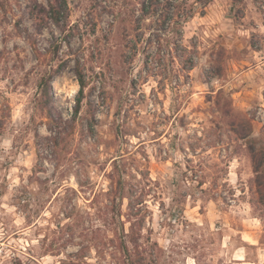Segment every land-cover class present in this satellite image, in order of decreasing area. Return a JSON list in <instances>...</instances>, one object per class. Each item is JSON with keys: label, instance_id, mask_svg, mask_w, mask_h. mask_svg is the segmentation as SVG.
Wrapping results in <instances>:
<instances>
[{"label": "rangeland", "instance_id": "1", "mask_svg": "<svg viewBox=\"0 0 264 264\" xmlns=\"http://www.w3.org/2000/svg\"><path fill=\"white\" fill-rule=\"evenodd\" d=\"M57 1L58 23L53 0H0V264H264L252 160L214 104L264 145V0Z\"/></svg>", "mask_w": 264, "mask_h": 264}, {"label": "trees", "instance_id": "2", "mask_svg": "<svg viewBox=\"0 0 264 264\" xmlns=\"http://www.w3.org/2000/svg\"><path fill=\"white\" fill-rule=\"evenodd\" d=\"M50 0H48L49 2ZM55 3L52 5V13L55 22L58 21V15L61 11L62 4L65 6V1H62L61 3L58 4L57 0H53ZM137 3L139 4L138 10L141 13V16L144 19H147L151 16L152 10H155L157 8L156 5H158L159 0H136ZM166 2L173 1V0H165ZM191 14L187 15L188 18L190 17ZM172 29H168V33L173 32ZM182 38V37H181ZM180 38V40H181ZM176 46V45H175ZM250 46L254 50H258L259 47L255 45V41L252 35V38L250 39ZM40 55V54H39ZM174 60L175 58L178 60V63H182V59L179 55H176L173 57ZM186 67H181L183 71H189L191 68H193L194 63L192 59L187 61ZM144 65L147 66V60L144 61ZM45 71V74L42 75L39 81V88L41 89L42 94L46 98V100L49 99L50 91H51V86H50V81L52 80V77L58 73V70L54 71ZM216 74L217 77H219L218 73L213 72ZM75 74L77 77V81L79 84V89L78 92L76 93L75 97V106H74V115H77L80 111L82 100L84 98V89L86 87V82L83 77V74L79 67L75 68ZM210 71H206V76H211L209 75ZM180 75L178 71L174 69H170L164 74H162L161 78L171 79V78H178ZM209 78V77H208ZM163 80V79H162ZM160 83V81L158 82ZM161 84H163V81H161ZM164 87V85H163ZM216 95L214 96V104L217 107V111L220 113L221 121L223 124L227 125L230 127V130L235 133L236 137L238 140L242 141V146L247 150L248 154L251 157L252 160V165H253V171H254V197L252 199V206H256V208L261 210V215L262 218H264V145H259L258 140L255 139L252 136V127H251V122L248 118H246L241 112H238L234 109L232 106L231 102V96L230 93H225V91L222 88L217 89ZM226 97L225 100V105L222 106L221 104V97L224 96ZM47 102V101H46ZM47 106V105H45ZM48 112V110H47ZM1 126V124H0ZM237 126H240L239 128ZM203 184V181H198L197 186H201ZM116 192L119 194L120 200L123 199V195L121 194L123 187V179L120 175H118L117 182H116ZM187 194V193H185ZM128 199L127 206L129 208L130 212H133L134 208L136 205L140 204L143 202V197H137L135 199H132V192L129 191L128 195L126 196ZM119 214V211H117ZM67 262L62 261L60 264H66ZM73 262L69 261V264H72Z\"/></svg>", "mask_w": 264, "mask_h": 264}]
</instances>
